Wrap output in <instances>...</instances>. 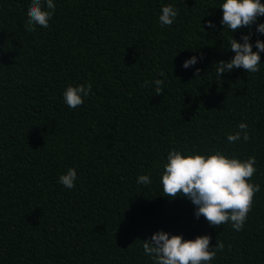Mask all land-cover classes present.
I'll list each match as a JSON object with an SVG mask.
<instances>
[{
  "label": "trees",
  "instance_id": "trees-1",
  "mask_svg": "<svg viewBox=\"0 0 264 264\" xmlns=\"http://www.w3.org/2000/svg\"><path fill=\"white\" fill-rule=\"evenodd\" d=\"M29 3L0 0V264H150L141 240L161 229L223 242L213 264H264V64L216 76L232 55L219 0H55L49 27L34 31ZM161 4L179 9L171 27L158 23ZM192 55L198 76L181 67ZM161 72V94L141 86ZM85 83L89 97L69 109L63 89ZM240 122L249 141L226 144ZM170 147L256 157L261 190L242 231L163 195ZM70 167L78 179L65 189Z\"/></svg>",
  "mask_w": 264,
  "mask_h": 264
},
{
  "label": "clouds",
  "instance_id": "clouds-1",
  "mask_svg": "<svg viewBox=\"0 0 264 264\" xmlns=\"http://www.w3.org/2000/svg\"><path fill=\"white\" fill-rule=\"evenodd\" d=\"M56 6L55 0H30L25 27L29 31H34L37 26L48 28ZM214 8L221 10L220 25L230 33L224 50L232 53L228 60L215 63L216 76L221 78L222 73H231L234 69H242L246 73L259 72L264 64L260 62L261 53H264V39L260 38L264 36V22L259 21L264 17V0H219V6ZM178 15L179 9L174 5L161 4L158 23L162 28L171 27ZM207 28L209 32L214 31L216 23L208 20ZM237 32L240 33L238 38L233 35ZM200 59L202 56L192 55L183 61L181 67L185 70L192 67L194 75L198 76L200 69L195 66ZM160 77L163 78L146 80L141 86H152L156 95L161 94L165 73L161 72ZM91 92V83L69 84L62 91V102L69 109H77ZM249 139L247 123L240 122L236 131L226 134L225 143L233 145ZM256 164L255 156H237L218 148L170 147L161 160L158 180L164 196L190 201L194 206L195 219L203 217L210 226L227 224L234 231H242L252 209L253 197L261 190V185L252 180L257 173ZM77 179L76 168L70 167L58 176L57 182L65 189H73ZM137 183L150 184V175H138ZM210 240L207 234L186 239L181 234L161 229L141 240V248L150 264H213L224 244L217 240L210 247Z\"/></svg>",
  "mask_w": 264,
  "mask_h": 264
}]
</instances>
